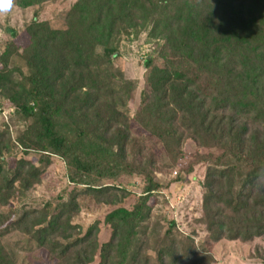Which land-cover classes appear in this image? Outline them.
<instances>
[{
  "label": "trees",
  "instance_id": "trees-1",
  "mask_svg": "<svg viewBox=\"0 0 264 264\" xmlns=\"http://www.w3.org/2000/svg\"><path fill=\"white\" fill-rule=\"evenodd\" d=\"M37 15L24 47L8 30L0 98L25 123L17 143L39 160H20L14 173L0 175V209L16 183L27 191L41 182L52 156L64 161L71 186L86 188L17 217L1 213L0 264H21L3 243L13 233L52 264H212L204 245L196 247L173 222L153 220L151 199L162 186L149 143L174 160L186 140L193 142L195 162L177 181L206 166L201 223L208 244L264 239V0H75L63 29ZM147 28L158 43L145 60L131 118L135 85L118 66V40ZM122 177L139 178L141 193L116 186ZM81 196L106 206L105 242L97 220L76 232Z\"/></svg>",
  "mask_w": 264,
  "mask_h": 264
},
{
  "label": "rangeland",
  "instance_id": "rangeland-1",
  "mask_svg": "<svg viewBox=\"0 0 264 264\" xmlns=\"http://www.w3.org/2000/svg\"><path fill=\"white\" fill-rule=\"evenodd\" d=\"M74 4L75 0H57L39 7L19 8L11 0L10 7L6 10L0 9V56L4 52L6 43L11 40L8 30L16 32L15 43L17 47L22 48L27 44V32L36 13L37 22H46L53 29H63L65 15ZM149 31L150 28H147L137 33L123 34L118 40V66L123 72L124 79L135 85L134 97L137 107L130 110L131 118L135 116L139 107L140 95L144 88L145 60L149 56H154L158 43V40L150 38ZM13 64L21 66L17 59L13 60ZM14 116L15 109L9 100L0 98V134H4V139L0 142L1 176L14 173L16 163L20 160L26 159L35 165L39 160V153L25 152L17 143V137L22 135L25 123ZM133 129L136 134H142L135 125ZM155 144L149 143L147 147L154 150V160L157 164L153 171L162 189L154 193L151 199L153 220L159 222L161 227L173 222L177 232L193 240L196 247L204 245L212 256V264H264V239H255L250 244L225 240L216 245L208 244L206 229L201 223L202 183L206 166L196 165L190 175H184L182 181H177L179 172L185 173L190 164L195 162L192 158L195 153L193 142L186 140L182 144L180 156L177 159L174 157V160L166 157L160 143ZM204 152L200 150L199 153ZM134 154L130 155L131 159ZM115 184L137 195L141 193L143 187L142 181L137 177H122ZM100 185L109 184L102 182ZM70 186L64 161L52 156L41 182L31 186L27 191L22 190L19 183H16L9 204L0 209V214L5 213L7 216L14 214V217H17L25 210H39L47 202L54 204L62 199L65 201L71 192L79 193L86 188L83 185ZM78 205L79 210L72 217V224L77 227L76 232L84 234L97 220L101 228L99 241L105 242L109 232L103 227L101 218L107 212L106 206L89 196H81ZM3 243L21 264H52L44 251L36 250L31 246L26 248L29 244L26 243L25 237L17 233L7 236Z\"/></svg>",
  "mask_w": 264,
  "mask_h": 264
},
{
  "label": "clouds",
  "instance_id": "clouds-1",
  "mask_svg": "<svg viewBox=\"0 0 264 264\" xmlns=\"http://www.w3.org/2000/svg\"><path fill=\"white\" fill-rule=\"evenodd\" d=\"M11 5V0H0V9L6 10Z\"/></svg>",
  "mask_w": 264,
  "mask_h": 264
}]
</instances>
